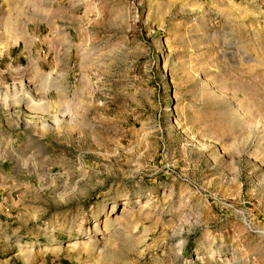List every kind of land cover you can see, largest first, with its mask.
Instances as JSON below:
<instances>
[{"label": "rangeland", "instance_id": "obj_1", "mask_svg": "<svg viewBox=\"0 0 264 264\" xmlns=\"http://www.w3.org/2000/svg\"><path fill=\"white\" fill-rule=\"evenodd\" d=\"M0 264H264V0H0Z\"/></svg>", "mask_w": 264, "mask_h": 264}]
</instances>
